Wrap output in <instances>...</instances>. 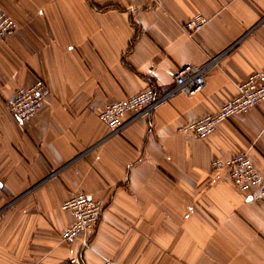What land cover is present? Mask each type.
Masks as SVG:
<instances>
[{"label": "crops", "instance_id": "1", "mask_svg": "<svg viewBox=\"0 0 264 264\" xmlns=\"http://www.w3.org/2000/svg\"><path fill=\"white\" fill-rule=\"evenodd\" d=\"M0 6L18 23L0 44V264H264V199L212 166L248 152L264 176V101L207 138L180 130L217 112L251 74L264 76V0ZM199 13L208 22L191 36L183 23ZM215 56L201 91L173 93L108 135V103L150 85L165 94L179 68ZM37 79L50 95L19 122L7 102ZM77 192L100 200L102 217L64 241L74 216L63 204Z\"/></svg>", "mask_w": 264, "mask_h": 264}, {"label": "built area", "instance_id": "2", "mask_svg": "<svg viewBox=\"0 0 264 264\" xmlns=\"http://www.w3.org/2000/svg\"><path fill=\"white\" fill-rule=\"evenodd\" d=\"M207 22L208 18L199 13L186 20L183 28L192 36ZM17 27V20L0 6V44ZM217 62L218 57L215 56L210 57L204 64H187L179 68L174 74V88L165 94L159 95L150 85L128 98L108 103L100 113V119L109 128L108 135L120 132L131 121L151 115L173 93L184 92L193 95L201 91L206 85L207 75ZM237 89V94L222 104L217 112L189 121L183 124L180 130L200 138H207L220 122L258 106L264 101L263 74L261 72L251 74L244 81L237 83ZM50 92L47 82L37 79L32 85L19 87L16 94L8 100L7 107L19 122L24 123L37 114ZM212 166L226 168L231 181L237 188L250 193L255 200L264 199V176L259 172L248 152H240L226 158L216 157L212 160ZM63 208L70 210L74 216L73 222L61 233L64 241H71L79 234L94 230L98 226L104 206L92 195L77 192L64 202ZM67 264L84 263L79 256H72ZM101 264L120 263L106 257Z\"/></svg>", "mask_w": 264, "mask_h": 264}]
</instances>
